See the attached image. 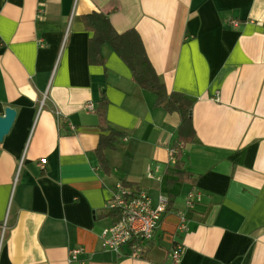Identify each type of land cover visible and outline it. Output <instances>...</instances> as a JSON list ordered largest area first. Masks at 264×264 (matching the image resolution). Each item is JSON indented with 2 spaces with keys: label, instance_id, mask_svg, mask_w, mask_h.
Instances as JSON below:
<instances>
[{
  "label": "crops",
  "instance_id": "obj_1",
  "mask_svg": "<svg viewBox=\"0 0 264 264\" xmlns=\"http://www.w3.org/2000/svg\"><path fill=\"white\" fill-rule=\"evenodd\" d=\"M94 13L119 35L134 30L167 93L193 102L181 162L194 184L171 174L180 116L94 46L83 22ZM102 97L124 134L105 151L109 175L95 154ZM6 108L16 118L0 143V264H68L73 248L82 264H264V0H0V117ZM122 181L173 199L141 259L102 249ZM190 192L201 194L193 207Z\"/></svg>",
  "mask_w": 264,
  "mask_h": 264
},
{
  "label": "trees",
  "instance_id": "obj_2",
  "mask_svg": "<svg viewBox=\"0 0 264 264\" xmlns=\"http://www.w3.org/2000/svg\"><path fill=\"white\" fill-rule=\"evenodd\" d=\"M83 22L86 29L94 33L92 39L94 46L98 48L104 44L109 45L130 68L132 77L140 88L152 93L156 97V107L164 109L169 113H177L180 116L179 142L174 145L178 148V153L174 165L175 171L171 172V174L177 177L176 182L178 183L194 184V180L191 179L189 173L183 170V163L181 162V147L187 142L192 141L194 137V130L189 114L193 102L180 93H167L164 86L160 84L145 54L139 35L134 30L119 35L111 28L107 18L97 13L83 17ZM97 63L103 64L104 59L100 57V59H97ZM107 107L108 101L105 97H102L97 110L99 115L98 127L100 128L101 135L95 154L100 169L104 174L109 175L110 166L105 151L114 150L116 140L123 137L124 134L111 129L108 125L106 118ZM121 184L125 187H135L133 184L125 181H122ZM172 184L173 181L168 182L169 186ZM172 205L173 199L169 197L166 211H170ZM114 222L115 220H113Z\"/></svg>",
  "mask_w": 264,
  "mask_h": 264
},
{
  "label": "built area",
  "instance_id": "obj_3",
  "mask_svg": "<svg viewBox=\"0 0 264 264\" xmlns=\"http://www.w3.org/2000/svg\"><path fill=\"white\" fill-rule=\"evenodd\" d=\"M94 106L89 103L87 111H93ZM71 132L75 131L73 125H69ZM178 148L173 146L168 151V158L174 161L177 157ZM41 159L39 164H45ZM147 177L154 179L152 171H148ZM201 200V194L190 192L187 195V207H193ZM169 200L159 195L157 202H153L148 193L140 188L125 187L120 183L115 186V191L108 199L106 207L112 212L115 222L105 228L101 234L102 249L116 254L122 253L134 259H141L150 242H152L156 231L166 213ZM185 226V219L181 218V228ZM84 250L73 248L68 253V264H82L80 257ZM182 248L177 247L171 253V259L177 263L181 257Z\"/></svg>",
  "mask_w": 264,
  "mask_h": 264
},
{
  "label": "water",
  "instance_id": "obj_4",
  "mask_svg": "<svg viewBox=\"0 0 264 264\" xmlns=\"http://www.w3.org/2000/svg\"><path fill=\"white\" fill-rule=\"evenodd\" d=\"M16 118V111L11 108H6L4 116L0 117V143L4 137L10 132L14 120Z\"/></svg>",
  "mask_w": 264,
  "mask_h": 264
}]
</instances>
